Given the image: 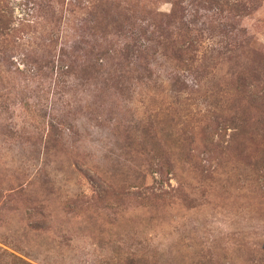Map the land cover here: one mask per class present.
Segmentation results:
<instances>
[{
  "label": "rangeland",
  "instance_id": "rangeland-1",
  "mask_svg": "<svg viewBox=\"0 0 264 264\" xmlns=\"http://www.w3.org/2000/svg\"><path fill=\"white\" fill-rule=\"evenodd\" d=\"M212 251L264 264V0H0V264Z\"/></svg>",
  "mask_w": 264,
  "mask_h": 264
},
{
  "label": "trees",
  "instance_id": "trees-1",
  "mask_svg": "<svg viewBox=\"0 0 264 264\" xmlns=\"http://www.w3.org/2000/svg\"><path fill=\"white\" fill-rule=\"evenodd\" d=\"M165 39H166V43H168V42H170L171 38L169 39V37L166 36ZM170 79L172 81V78H170ZM183 82L184 81H180L179 84H182ZM177 83H178V81L174 80V82H172L171 85L175 86V85H177ZM212 96H213V94H212ZM215 101L220 103L221 100L217 99ZM250 105H251V103H249L246 106H244L243 109H240L242 111V115H240L239 114L240 111H237V109H236L235 111H232V112H236V114H234V115H232L230 117H227V118H225L224 114L230 108L227 107V104L224 106V108H222V105H218L219 112H217V113L211 112L212 116H210V121L208 122L209 124H207V128L208 129L213 128V124H214V126H216V128H217V131H218V129L221 131V129L224 130V129H226V127H229V125L230 126L233 125L232 128L234 130L241 129L243 131H246L247 130L246 127L248 126V122L250 120V117H249V114H248L249 109L251 107ZM143 128H144V130L146 129V123L144 124ZM147 130H148V134H151V133H149L150 132L149 129H147ZM168 134L171 135V133H168ZM218 134L220 135V133H218ZM233 134H232V137H233ZM160 140L161 139H158V138L152 139L153 147L151 148V151L154 154V159H155L154 162H156V164L158 165V171H159V173H162V167L164 166V164H163L164 163V161H163V159H164L163 156L164 155L161 152V147L159 146ZM213 140H214V138H213ZM213 140H212V142H213ZM177 142L181 144V141L179 139H177ZM139 249H143V247H140ZM5 252H7V251H5ZM9 255H11V257L13 259V264H29V263H27L26 261H24L20 257L18 258L15 255L10 254V253H9ZM215 256H216V253L213 252V251L210 252L209 254L208 253L207 254H203V255L200 256L199 262L197 264H220V261L217 262ZM144 258H145V253H142V255H140V258L137 259V261H138L137 264H147V263H145L143 261ZM130 259L132 261V257ZM130 262H129V264H130Z\"/></svg>",
  "mask_w": 264,
  "mask_h": 264
}]
</instances>
